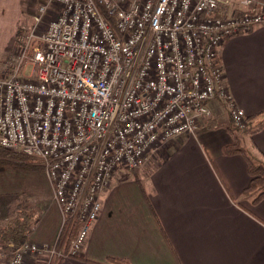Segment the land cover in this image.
<instances>
[{"label":"built area","instance_id":"obj_1","mask_svg":"<svg viewBox=\"0 0 264 264\" xmlns=\"http://www.w3.org/2000/svg\"><path fill=\"white\" fill-rule=\"evenodd\" d=\"M261 5L49 0L38 9L20 54L0 75V148L43 168L66 234L77 226L71 254L98 218L114 173L140 169L167 142L196 133L210 101L224 103L235 130L248 128L217 53L227 39L264 23ZM53 255L26 240L0 254V264Z\"/></svg>","mask_w":264,"mask_h":264},{"label":"crops","instance_id":"obj_2","mask_svg":"<svg viewBox=\"0 0 264 264\" xmlns=\"http://www.w3.org/2000/svg\"><path fill=\"white\" fill-rule=\"evenodd\" d=\"M48 2L0 0V58L21 49L23 18L33 22ZM217 58L233 102L248 119L246 131H236L224 103L214 99L203 127L163 145L156 167L136 169L134 177L117 170L75 253L79 260L63 256V219L48 176L0 169V197L26 196L40 214L27 241L54 251L51 260L30 257L24 264H56L62 257L60 264H104L108 257L132 264H264V197L256 200L260 190L244 193L252 179L245 155L264 163V23L227 39ZM234 134L245 155L223 154Z\"/></svg>","mask_w":264,"mask_h":264},{"label":"trees","instance_id":"obj_3","mask_svg":"<svg viewBox=\"0 0 264 264\" xmlns=\"http://www.w3.org/2000/svg\"><path fill=\"white\" fill-rule=\"evenodd\" d=\"M257 2H262L260 0H255ZM18 42H20L18 32ZM231 121V119H230ZM235 129V128H234ZM237 131V130H236ZM239 137L237 134L233 135V142L229 145L223 147L222 151L224 155H233L236 153H242L245 155V151L240 147ZM248 162V173L251 176V181L248 187L244 190L245 194H249L256 190L262 192L259 193L260 199L264 197V163L256 161L254 157L245 155ZM0 169L15 171L19 173H41L43 168L37 164V160L32 157L24 156L18 152H12L0 148ZM9 199H15V196H10ZM16 200V199H15ZM255 200V201H256ZM254 201V202H255ZM14 214L12 220L6 221L3 225H0V254L8 255L13 250L18 248L22 243H24L29 235L33 232L35 225L40 219V214L30 205L29 200L26 196L20 197L19 200L14 204ZM67 232L66 224L63 223V227L60 234V239L62 240L65 235H67L64 243V253L63 256L66 258L80 259L74 254H71L72 242L77 236V226L73 225L69 232ZM63 261V257L58 260L56 264H60ZM92 263V262H91ZM104 264H132L126 259H119L108 257L106 263Z\"/></svg>","mask_w":264,"mask_h":264},{"label":"rangeland","instance_id":"obj_4","mask_svg":"<svg viewBox=\"0 0 264 264\" xmlns=\"http://www.w3.org/2000/svg\"><path fill=\"white\" fill-rule=\"evenodd\" d=\"M36 13L38 14V11ZM56 13H57V10H55L52 15H54ZM50 19L51 18H48V20H50ZM48 20L45 19V21L42 22L43 25L46 24L48 22ZM23 22H24L23 37H27L29 35V33H30L31 27L34 24V20L32 22L30 19L26 20V18H23ZM21 32H22V30H20V33ZM23 44H24V42H23ZM34 45L36 46V43H33L32 46H34ZM19 50L16 51L15 55L12 56V57H14V58L17 57L20 54ZM22 52H23V50H22ZM11 58H9V59H11ZM9 59L7 60V58H5V57L0 58V64H3L4 61L7 60L5 62V64H6L5 68H6L8 66L7 62L9 61ZM27 63H29V60H27V62H25V65H26V72L25 73H26V75H29V72L31 70V66L29 64H27ZM3 73L4 72L0 73V75L3 74ZM244 131H246V130H244ZM244 131H241V133H243ZM160 153H161V148L157 149L154 153H151L149 155V157L147 158L146 164L144 166H142L140 168V170L143 169L142 171H147L148 172V170H150L151 168L153 169L154 167H156L161 161ZM137 170L136 171L125 170L123 172H125V174L126 173L131 174L134 177L135 174H136L135 172L140 171V170H138V171ZM9 197H3V198L0 197V225H3L6 221L12 220V216H13L14 211H15L14 204L16 203V201H15V199H9ZM30 205H31V203H30ZM44 258H46V260H49V257H44Z\"/></svg>","mask_w":264,"mask_h":264}]
</instances>
